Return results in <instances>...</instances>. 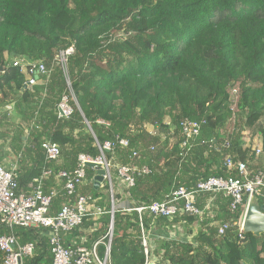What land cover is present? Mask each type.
Returning a JSON list of instances; mask_svg holds the SVG:
<instances>
[{
  "label": "trees",
  "instance_id": "16d2710c",
  "mask_svg": "<svg viewBox=\"0 0 264 264\" xmlns=\"http://www.w3.org/2000/svg\"><path fill=\"white\" fill-rule=\"evenodd\" d=\"M120 31L123 37L114 39ZM70 47L74 53L67 70L75 103L70 118L58 120L55 107L66 85L53 63L59 51ZM6 56L53 66L52 73L43 84L25 88L23 74ZM233 90L235 111L230 105ZM7 106L13 113L2 112L0 139L9 134V149L19 156L17 195L27 196L36 188L33 181L46 171L73 170L79 155L96 156V143L116 137L129 146L108 154L114 168L134 164L151 171L124 190L123 207L117 206L121 202L112 184L116 169L111 186L103 182L95 189L91 182L77 190L101 214L96 217L91 211L80 227L63 235L66 249L91 250L96 245L97 258L103 261L112 223L106 264H145L140 218L146 230L152 222L155 226L150 230L158 248L153 251L150 244L148 253L153 264H264V235L244 234L242 240L230 232L217 235L218 223L239 217L218 196L212 201L213 219L205 214L202 219L168 221L136 211L168 201L174 191L192 189L199 181L235 177L226 172V155L253 163L243 133L264 119V0H0V109ZM235 113L239 120L228 130ZM183 120L205 121L202 140L187 153L177 139ZM150 127L159 136L150 135ZM256 134L264 137V123ZM44 141L58 145L57 161L46 159ZM133 152L138 159L132 160ZM93 178L87 169V180ZM53 182L62 187L51 176L42 182L45 193ZM211 197L201 195L198 205ZM67 201L62 191L52 201L51 214ZM194 224L198 230L189 242L169 238L167 231ZM44 233L0 229V235H13L20 247L34 245L22 264H52ZM67 239H75V245L70 248Z\"/></svg>",
  "mask_w": 264,
  "mask_h": 264
},
{
  "label": "built area",
  "instance_id": "2783aa9c",
  "mask_svg": "<svg viewBox=\"0 0 264 264\" xmlns=\"http://www.w3.org/2000/svg\"><path fill=\"white\" fill-rule=\"evenodd\" d=\"M74 53L73 48L59 51L54 58V66H57L63 75L66 85V93L63 94L55 107V115L58 120H68L73 113L71 102L75 103L72 92L70 78L68 76V58ZM12 66L19 68L20 73L25 78V86L32 88L43 84L52 73V68H47L43 63H34L26 59L13 60ZM232 96L237 101L235 90L231 91ZM234 102V103H235ZM100 123V122H98ZM205 121L183 120L179 124V147L181 151L187 153L193 145L202 140V126ZM151 128V127H150ZM38 129V128H37ZM148 129V128H147ZM154 133L152 136H159L156 128H151ZM149 132V131H148ZM258 137V138H257ZM252 145H246L250 155L254 158L253 163L235 161L232 156L224 157V167L227 173H234L235 177H212L205 181H199L192 189L179 188L174 191L168 201L152 203L147 208H138L136 211L141 214L148 211L153 218H164L168 221L176 217L191 216L202 219L205 214L213 219L212 201L216 196L227 202V210L231 214H238L235 222H222L216 225L217 235L224 236L230 232L239 240L243 239L244 215L251 198H257L264 204V137L257 135ZM253 140V139H252ZM246 141V140H245ZM207 143L206 141H201ZM251 142V141H250ZM129 142L125 139L116 137L113 141H106L103 144L96 143L98 153L96 156L81 154L77 158L76 167L71 171H46L41 178L33 182L36 188L27 196L17 195L18 184L16 182L15 170L13 166L5 169L0 165V229L12 230L14 228L24 229H43L44 236L48 240L52 264H106L110 242L112 238L111 228L106 235L108 243L103 261L96 255V245L91 250L80 247L75 251L64 248L62 236L69 234L80 227L83 217L92 212L98 217L101 210L93 208V200L89 196L78 195L76 191L87 182V169L96 174L97 170L104 172V182L111 186V176L116 169L117 180L124 190H129L135 185L137 177L150 174L147 166H135L130 164L114 168L108 154H113L116 148L127 149ZM48 161L55 162L60 156V149L57 144L44 141L41 145ZM132 160L138 159L137 152L131 155ZM88 165H92L89 168ZM250 167H249V166ZM54 176L62 183V191L68 201L64 203L55 215L50 214L52 201L57 197L58 191L50 189L47 193L41 188L40 180ZM208 194L212 197L205 201L202 207L198 205L201 195ZM72 199V200H71ZM111 205H113L112 190L110 193ZM140 221L141 245L146 263L150 264L148 253L150 251L151 228L155 227L153 222L148 230L144 228ZM181 228L170 231V239H177ZM34 251L33 244L18 246L17 240L13 235H0V252L3 254V264H19L24 258L31 257Z\"/></svg>",
  "mask_w": 264,
  "mask_h": 264
},
{
  "label": "crops",
  "instance_id": "0c3cea01",
  "mask_svg": "<svg viewBox=\"0 0 264 264\" xmlns=\"http://www.w3.org/2000/svg\"><path fill=\"white\" fill-rule=\"evenodd\" d=\"M8 63H10V59L6 58L5 59ZM9 115H11L13 113V107L12 106H7L6 108L4 109H0V116L2 114V112H5ZM17 120L15 119V123ZM1 132V130H0ZM9 134H8V138L6 139H0V165L5 168V169H10L12 168L13 166L17 167L18 166V160H19V156L16 157L15 153L12 152L10 149H9ZM96 174H94L95 176ZM47 179V178H46ZM46 179H43L41 180V186H42V182ZM116 186H115V189H116V195L118 197V200L121 202L119 203L117 206L118 207H123L124 204H127V202L125 201V194H124V189L122 188V186L120 185V183L118 182V180H116ZM91 182L93 181H90V180H87V182L82 185L81 187L78 188V190H82L84 189L88 184H90ZM55 183V182H53ZM49 184V186L51 187L50 189H56L58 191V195H57V198L58 196L60 195V193H62V187L59 188L58 186V182H56L55 184ZM53 186H56V187H53ZM58 186V187H57ZM59 188V189H58ZM43 189V187H42ZM49 189V190H50ZM48 190V191H49ZM118 201V202H119ZM52 212V208L50 210V214ZM52 215V214H51ZM68 242H69V247H73L75 245V239H67Z\"/></svg>",
  "mask_w": 264,
  "mask_h": 264
},
{
  "label": "water",
  "instance_id": "95a60500",
  "mask_svg": "<svg viewBox=\"0 0 264 264\" xmlns=\"http://www.w3.org/2000/svg\"><path fill=\"white\" fill-rule=\"evenodd\" d=\"M92 168V165H88ZM104 182V172L97 170L96 175L93 178V187H98ZM112 230V223L110 226ZM243 233L250 234L255 238H259L264 235V204H261L257 198H251L243 221ZM21 264V262H20Z\"/></svg>",
  "mask_w": 264,
  "mask_h": 264
},
{
  "label": "rangeland",
  "instance_id": "374dc122",
  "mask_svg": "<svg viewBox=\"0 0 264 264\" xmlns=\"http://www.w3.org/2000/svg\"><path fill=\"white\" fill-rule=\"evenodd\" d=\"M123 37V33L120 31V32H117V33H114L113 34V38L114 39H116V40H118L119 38H122ZM230 105H231V109H232V111H235V104H236V102H235V98L232 96L231 97V95H230ZM235 102V103H234ZM238 120H239V116L237 115V113H235L234 114V116L232 117V119L229 121V124H228V126H227V129L228 130H231L232 129V125H233V123L235 122V123H237L238 122ZM264 123V119H262L259 123H258V125H256L253 129H251V130H247V131H244V133H243V136H244V138H245V140H246V145H252V143L253 142H255V137L257 136V131L260 129V127H261V125ZM148 131H149V133H154V131H152L151 130V128H148ZM258 138V137H257ZM253 139V140H252ZM251 141V142H250ZM173 142H174V139H172L171 140V144H173ZM117 182V181H116ZM116 182H114L113 181V186H114V188H115V186H116ZM109 184V183H108ZM115 191H116V189H115ZM197 230H198V226H197V224H194V226L192 227V228H190V229H188V228H186V227H183L182 228V230L179 232V234H176L175 235V237L177 238V239H180V240H186V241H190L191 240V238H192V236L197 232ZM169 234H170V231H167ZM159 234L161 235V234H163L164 236H166L165 234H166V232L165 233H163V231H162V233L161 232H159ZM188 238V239H187ZM158 241H156V239L155 238H153L152 236L150 237V244L152 245V250L154 251L155 249H157L158 248V243H157ZM157 260L159 259V258H156ZM149 262H150V264H153L154 263V260L152 259V257L150 256L149 257ZM156 263H158L157 261H156Z\"/></svg>",
  "mask_w": 264,
  "mask_h": 264
},
{
  "label": "bare ground",
  "instance_id": "6f19581e",
  "mask_svg": "<svg viewBox=\"0 0 264 264\" xmlns=\"http://www.w3.org/2000/svg\"><path fill=\"white\" fill-rule=\"evenodd\" d=\"M6 58H8L7 56L5 57V59ZM16 59H22V58H13V59H10V64L12 65V62H13V60H16ZM24 59V58H23ZM13 67V66H12ZM14 68H16V67H14ZM19 69V68H18ZM20 71V70H19ZM25 88H27L26 86H25ZM40 184H41V181H40ZM41 188H42V186H41ZM18 189V188H17ZM43 190V189H42ZM17 192V191H16ZM45 193V192H44ZM65 248V247H64ZM78 248H80V247H78ZM69 250V249H68ZM72 251V250H71ZM21 262V264H22V261H20ZM20 262H19V264H20Z\"/></svg>",
  "mask_w": 264,
  "mask_h": 264
}]
</instances>
